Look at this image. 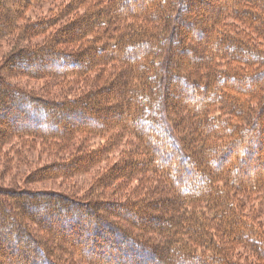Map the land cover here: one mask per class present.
Masks as SVG:
<instances>
[{
  "label": "trees",
  "instance_id": "1",
  "mask_svg": "<svg viewBox=\"0 0 264 264\" xmlns=\"http://www.w3.org/2000/svg\"><path fill=\"white\" fill-rule=\"evenodd\" d=\"M56 1L0 0V148L59 146L30 184L101 173L82 198L0 187V259L119 263L126 250L159 264H264V234L243 210L264 193V172L250 175L260 153L264 167V0ZM44 3L55 6L33 17ZM69 79L93 82L61 100L27 88Z\"/></svg>",
  "mask_w": 264,
  "mask_h": 264
},
{
  "label": "rangeland",
  "instance_id": "2",
  "mask_svg": "<svg viewBox=\"0 0 264 264\" xmlns=\"http://www.w3.org/2000/svg\"><path fill=\"white\" fill-rule=\"evenodd\" d=\"M70 1L71 0H61V2L57 3V1H56L55 3L60 4V5L61 4L65 5V4L69 3ZM210 1L213 2V0H210ZM55 3H44V4H42L40 6L41 12L37 13V14H33V17L48 14L50 12V7L55 6ZM194 12H195V7H194L193 11H191V13H194ZM52 13L57 15V11H54ZM195 14L197 17H202V16L204 17V16H208L209 14H211V11L199 9ZM199 23H201V22H199ZM177 27L182 28L181 29L182 33H185V28L182 27V25H178ZM81 30H83V29H75L76 32H80ZM192 34L196 35L194 32H192V33L188 34V36L193 37ZM178 38H180V37H178ZM186 40L188 41L187 37H186ZM190 40L192 41L193 38H190ZM31 42H32L31 44H35V43L45 42V40L43 39V37H40V38L36 37V38L32 39ZM7 50H9V49H8V45H6V44L2 48H0V67L2 65L3 57H5V56H3V54H5ZM106 51H108V49L101 51V53L106 52ZM179 58H181L180 54L175 53L173 59L176 61V60H179ZM189 58H191V57L189 56ZM184 59L185 58L180 59V61H182ZM186 60L187 59H185V61ZM218 66L220 69H223V67H224V65L222 63H220ZM92 82H93V79H90L88 81H84V80L76 81L74 79L73 80L69 79L66 82H64V84H60V85L55 84L54 87H52V89H48L44 82H31V83L27 84V88L33 89L40 94H45L48 97H53V98H57V99L61 100L62 98H64V96H69L67 94H64L67 92L69 87H73L74 91L78 94V93H81L83 91L86 84L92 83ZM173 84H175V81H173V83H172V80H171V85L173 86ZM44 88L47 90H45ZM60 91H61V93H59ZM70 96H73V95H70ZM245 98L253 99L254 101H256V99H254L250 95L245 96ZM178 99L179 100H185L187 102L192 101L193 104L196 102L195 96L186 97V98L183 96H177V97L175 96L174 100H178ZM229 102H231V97L227 96L223 100H221L220 102L216 103V106L228 104ZM252 104L254 106H257L256 103H252ZM216 115H219V114L216 113ZM183 133H186V132L183 131ZM157 143L158 144H160V143L161 144H167L168 140H162L160 142L157 141ZM61 144H62V142L60 143V145ZM60 151L61 150H60L59 146L46 144V143L41 142V141L32 142L31 139L30 140H28V139H26V140H15L14 142H11L8 145L0 148V187L7 189V190L14 187L16 189L29 188L30 190H45V191H52V192L62 191L65 193H69L72 197L82 198L84 196V194L86 193V191H88L90 186L94 184L96 177L101 173V169L96 170L90 174H84L81 176L79 175V176L72 178V179H69V180L45 181V182L38 183V184H30L28 182L29 177L31 176V174L35 170H37L38 168H41L45 165H48V163L51 160H53L52 155L57 154ZM61 152H63V151H61ZM262 156H263V154L260 153V156L258 159H261ZM258 159L254 160L255 166L250 167L251 168L250 169L251 170L250 171L251 177L256 176L257 174H259L262 171L264 172V167L261 169V167L258 165L259 163H261V161H258ZM168 160L172 162V161L176 160V158L174 156H171L170 158H168ZM250 162L252 164V160ZM185 167H187L186 164H185ZM193 182L194 181L192 179L188 180L186 182V188L191 187ZM135 184L137 185L138 183L136 182V183H134V185ZM113 192H114V194H118V196H115L114 201H119V199H122L125 196V194H128L129 187H120V188H117L116 190L114 189ZM263 195H264V193L261 192V193H258L256 195H253L252 197H250L248 199L247 203H244L245 205H243V210H244V214L251 213L253 218L256 217L255 222L257 223L258 227L261 229L262 233L264 234V215H263L264 214V206L261 209V211H263L262 213H258L254 209V208L257 209V207H259L261 205L260 201L264 200ZM40 201L45 202L46 199L41 198ZM157 206H158V209H160V206L159 205H157ZM112 212L117 213V214L121 213V211L116 210V209H113ZM156 213L161 217H165V215H166V213H164L160 210ZM6 214H8V213H6ZM254 215H255V217H254ZM105 217L110 220L109 216L105 215ZM111 219L115 221V219L113 217H111ZM166 221L167 220L165 219V221H164L165 225H167ZM101 243H102L104 251L105 250L113 251L116 254L122 253L121 251L118 252V249L115 248L109 241L104 240V242H101ZM125 247H127V244L121 245V248H125ZM120 255H121V258L117 257V260L119 261V263L117 261H113V260L111 262L110 261L109 262L111 264L112 263H114V264H156V263L159 264L160 263V261L158 259L154 263V261L153 262H152V260L150 261V259L147 257H141L140 255H134V256L132 255L131 256L128 253V251H126V250H125V252H123V254H120ZM0 260L2 263L8 264V261L10 260V258H9V256H7V257H2ZM100 263L101 264H110V263L105 262V261H101ZM69 264H71V263H69ZM73 264H81V263H79V262L75 263L74 262Z\"/></svg>",
  "mask_w": 264,
  "mask_h": 264
}]
</instances>
